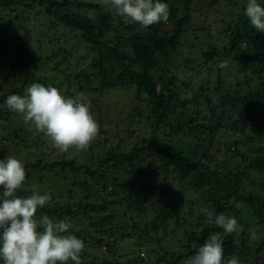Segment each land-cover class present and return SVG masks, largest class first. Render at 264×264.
I'll list each match as a JSON object with an SVG mask.
<instances>
[{
	"label": "trees",
	"instance_id": "trees-1",
	"mask_svg": "<svg viewBox=\"0 0 264 264\" xmlns=\"http://www.w3.org/2000/svg\"><path fill=\"white\" fill-rule=\"evenodd\" d=\"M195 1L161 0L169 6L168 21L141 27L119 15L104 0H0V43L11 44L10 35L22 34L17 35L21 47L10 52L14 56L16 54V58L7 60L10 68L7 72L0 70V125L7 130V136L3 134L0 139L1 154H11L24 163L26 179L16 195L27 197L37 193L38 188L39 192L42 191V183L34 184L33 180L38 172L50 174L55 178L53 184L59 182L62 185L58 192L53 191L54 187H48L50 192L46 193L51 195V201L42 209L38 208L37 216L69 217L74 222L72 234L84 240L86 246L96 244L100 251L105 246L104 263L93 261L91 264H183L210 234L216 232L223 235V246L227 244L233 252L225 256L226 259L236 256L241 264H264L252 257L263 256L264 252V151L255 159H249L247 154L235 148L238 143L230 140L229 144H225L227 158L220 160V146L215 153L209 149L218 145L220 131H230L233 135L242 133L249 139H257L256 133L264 127V121L255 110L264 106V93L259 89L245 95L239 91L231 94L224 88L225 81L221 76L214 91L202 89L191 97L182 98L181 90L173 88L180 79L182 68L176 56L183 53L186 37L193 34L197 41L198 31L208 33L209 30L211 33L205 27L193 29ZM213 4L220 5L219 1ZM229 4L234 9L240 6L234 0H229ZM246 6H242V14L233 21L226 18L220 20L225 32H231L230 38L225 40L224 49L212 45L206 52L199 48V53L205 62L217 60V68L223 72L218 65L231 58L236 51H241L246 61L240 71L245 74L253 71L260 78L264 75V42L261 32L253 28L245 16ZM41 18L43 21H40ZM52 33L60 34L59 38L51 41L45 49L39 47L43 46L41 42L45 36ZM69 44L72 48L84 46L91 51L86 53V57L91 59V67H79V64L78 68L66 66L61 71L66 63L56 59L63 51L55 50L60 46L72 55ZM47 59L57 64L56 69L62 74L54 78L43 74L40 63ZM82 78L85 80L82 81ZM94 78L99 85L90 88ZM32 83L57 87L63 94L76 83L79 90L94 89L101 97L105 90L134 88L139 113L147 116L145 122L151 129L148 144L136 143L125 150L123 139L114 143L113 134L118 129L115 127L117 129L108 131L111 134L109 140L98 139L94 146L89 147L92 156L85 163L68 158L69 151L62 153L57 149L51 153H58L60 159L45 162L44 153L34 163L29 158L31 153H27L32 144L27 126L32 124L26 123L22 114L10 111L5 103L9 95H24ZM238 86L241 84L238 83ZM202 104L207 109L189 116L188 121L178 122L175 119L181 110L198 108ZM201 118L203 123L199 122ZM99 132L107 131L99 126ZM174 134L186 140L174 142L170 139ZM163 135L170 136L164 139ZM207 145L209 148H205ZM191 146L194 147L193 153L188 151ZM198 151L202 153L201 159L192 157ZM256 177L261 181H257ZM251 184L253 189L249 191L247 186ZM112 185L114 190L110 192L107 189ZM257 186L262 190L256 189ZM121 188L133 191L121 196ZM190 192L198 197L193 199L189 196ZM62 195L71 196L77 204H73L70 197L65 202ZM119 204H124L131 213L130 221L127 220V213L116 208ZM204 207L217 214L227 212L228 216L234 217L250 212L253 221L244 225L238 235H224L223 229L207 223L206 215L201 213ZM195 211H199L198 214ZM152 213L156 216L150 220ZM192 214L195 219L188 225V216ZM116 216L122 219L120 237L137 236L131 244L119 242L117 227H109L110 220L116 219ZM137 218L145 222L143 233L139 236L137 232L141 230V224ZM172 222L184 234V239L178 240L179 245L173 249L163 246L159 233L161 229H165V233L171 232L169 227ZM251 227L258 228L262 240L256 242L252 238ZM108 231L111 239L105 238L104 233ZM0 264H3L2 260Z\"/></svg>",
	"mask_w": 264,
	"mask_h": 264
},
{
	"label": "rangeland",
	"instance_id": "rangeland-1",
	"mask_svg": "<svg viewBox=\"0 0 264 264\" xmlns=\"http://www.w3.org/2000/svg\"><path fill=\"white\" fill-rule=\"evenodd\" d=\"M215 1H219L220 5L213 4ZM240 3V6L237 9H234V7L230 6L229 0H196L193 7L195 9L194 13V19L193 22L191 23L193 26V29H201L203 27L210 29L211 33H208L207 31H198V39L197 41L195 40L193 34L186 37L184 40V49L182 50L183 53L180 52V56L176 58L179 59L181 63V72H180V79L176 81L174 84L173 88L174 89H180L182 92V98H187L191 97L194 93H197L200 90H208L211 89L214 91L215 87H218V80L219 76L222 77V79L225 81L224 88L227 89L228 91L231 92V94H235L236 91H239L240 94L245 95L246 93L249 92H256L257 90L261 89V91L264 93V75L258 78L253 71H250L249 74H245L240 71V68L243 63H245L246 59L241 56V51H236L233 56L230 58H226L225 60L228 62V65L226 68L223 69V72H219L217 68V60L211 61V62H205L204 58L201 56L199 53V48L201 51H208L210 47L216 46L219 47L221 46V49H224V45H226V38H230L231 32H225L224 26L221 25L220 20L222 18H226L229 21H233L236 19L238 16L242 14V6L247 5L248 0H234ZM261 5L264 4V0H258ZM100 2V0H98ZM41 16V15H40ZM40 21H43V18L40 19ZM218 21V22H216ZM127 24H125L126 26ZM35 34V33H34ZM19 35V34H17ZM16 34H14V37L10 35V39L12 41L11 44L7 43V45L0 43V70L7 72L8 69L10 68V65L7 63L8 59H13L16 58V54L10 53L11 51H14L13 48H20L21 44L19 41V38L17 37ZM22 34L20 33L19 36ZM60 34L58 33H52L48 36H45V39L41 42L43 46L42 49H45V46L51 45L50 42L53 40H56V38H59ZM262 36V41L264 42V32H261ZM13 39V40H12ZM10 41V42H11ZM202 41V42H201ZM197 43V45H195ZM195 45V46H194ZM63 47H65L62 44ZM198 46V47H197ZM70 49L73 51L72 55H69V53H66L64 48L57 47L55 52L57 51H63L61 53V56L56 59V60H62L66 64L64 67L61 69L65 70L66 66L67 67H72L78 68V65L80 64L82 67L85 66V68L91 67L90 65L92 64L91 59L86 57V53H90L86 47L82 46L77 48H72V45L69 44ZM16 49V50H17ZM46 49H48L46 47ZM64 49V50H63ZM29 50H31V47H29ZM47 51V50H46ZM16 52V51H15ZM10 54V55H9ZM19 54V53H18ZM175 56V55H174ZM63 57V58H62ZM190 61V62H188ZM50 59H47L46 62L40 63L43 70L42 73L50 76V77H56L60 74H62L61 71H58L56 69V65L53 63H50ZM71 62V63H70ZM71 65V66H70ZM209 69H212L213 71H210ZM16 73V71L14 70ZM66 74V72H63V74ZM92 75L94 76V73L92 72ZM74 77L73 75H71ZM85 80L82 78V81ZM97 82V83H96ZM92 84L89 86L90 88H96L98 84V80L96 81L94 78V81L91 82ZM238 83L241 84V86H238ZM67 91L65 92L66 96H70L73 98H80L82 100H87L90 101V111L94 115V119L97 121L98 125L101 126L102 128L106 129L107 132L100 133L98 132L97 137L91 142L90 146H94V142L98 139H101L102 141H107L110 138V133L108 132L109 129H117L115 132L117 135L119 134L120 136L117 137L115 135L114 143L117 144L120 139L124 140V149H130L131 147L134 146V144L138 143L139 145H147L150 139V126L146 124V115L142 116L138 109L139 101L137 98V94L134 88L131 89H125V88H116L112 90H105L103 93V96L101 97L99 93L93 90H85L81 91L79 90V87L77 86L76 83H73L71 86L68 87ZM83 93V96L80 94ZM237 94V93H236ZM207 109V106L202 104L200 107H190V109H184L179 112V114L175 117V119L178 122H183V121H188L189 116H195L199 111ZM256 114L259 116L260 119L264 121V106H259L255 110ZM136 119V120H135ZM174 119V118H173ZM243 119V118H240ZM200 123H203V119L201 118ZM118 124V126H116ZM29 129V136L30 139H32V144L29 147V151L31 155L29 158L31 161L34 163H37V161L42 158L41 154L46 153L44 155L43 160L45 162H55L59 158V154H52L54 148L50 146V141L49 139L41 132H39L34 125L27 126ZM4 125H0V139H2L4 136H7V130ZM250 130V127L249 129ZM262 131V132H261ZM261 131H258L257 134V139H249L248 135L238 133L237 135H233L230 131L224 132L220 131L218 136H217V142L214 147L209 148V145H207L205 148L211 149L213 153L216 152V149L218 146L222 149L220 151V160L226 159V143L229 144V141L232 140L234 142H237L238 144L236 145L235 148L239 149L241 153L247 154V158L249 159H255L261 152L264 151V127L261 128ZM170 135L167 136H162L164 139H168ZM230 137V138H229ZM171 140H174V142H183L186 140V138L178 136L176 134L172 135L170 137ZM229 139V140H228ZM228 141V142H226ZM6 143V141H5ZM89 147L86 150L82 151H76L75 149H70L69 152L67 153L68 158H75L79 159L80 162L85 163L88 160L91 159V152ZM3 148V147H2ZM234 150V147H233ZM71 151V153H70ZM188 151L190 153L194 152V147L191 146L188 148ZM198 151L197 153L193 154L192 157L198 156V159H201V154ZM3 153V151L0 150V156L5 158L6 156ZM64 157V156H63ZM65 158V157H64ZM240 161V160H239ZM60 169V168H59ZM58 173H62L61 170H58ZM42 176V180L41 179ZM257 181H261V178H255ZM34 184L35 182H41L42 183V191L39 192V188L37 189V193L42 194L46 193V191L50 192L48 187H54L53 191L58 192L61 190L59 186H62L60 184H53L52 181L55 180V178H52L50 174H41L40 172L36 173L33 176ZM131 182V181H129ZM137 183H142L141 181H137ZM72 184V183H71ZM132 184H135V179L132 180ZM33 188L36 189L33 185H31ZM70 188L71 185H68ZM247 189L249 191H252L253 187L252 184L247 186ZM256 189H261L259 186H257ZM108 191H113L114 186H110L107 189ZM119 190V189H118ZM179 190V189H177ZM133 190L131 188H121L120 189V194L123 196L124 193H129L132 192ZM184 192V191H182ZM79 194L81 195V191L79 190ZM85 197L84 195H82ZM189 196H191L193 199L198 197L197 195L195 196L194 193L190 192ZM194 196V197H193ZM73 201V204H77L76 199L71 198V196H65L62 195V199L65 200V202L69 201V198ZM80 201V200H78ZM90 201V200H89ZM124 204H119L116 208H119V211L123 213H127V220L130 221L131 218V213L125 208ZM205 208V207H204ZM203 208V209H204ZM123 210V211H122ZM199 212V211H198ZM197 211L195 213L198 214ZM231 213V210L228 211ZM190 212H188L189 214ZM203 213V211H201ZM228 213L226 212L225 215ZM156 214H151L149 219L153 220ZM233 216V215H231ZM116 219L110 220L111 222L109 223V227H117L118 234L120 233V225L122 223V219L120 217H115ZM238 222L244 226L247 225L249 221H253L252 219V214L250 212H245L242 216H236ZM189 221L187 224L189 225L192 223L195 219V216L189 215L188 216ZM140 219L137 218V221H139L140 228L141 230H136L138 233V236L143 233V229L145 228L144 223ZM89 223V222H86ZM171 224V223H170ZM79 227V226H78ZM81 228V227H79ZM170 231L169 233H165V229L160 230V237L163 239V246L164 247H169L171 249L177 247L179 244L178 240L184 239V234L182 230H178L176 228L175 223L172 222V224L169 227ZM168 229V230H169ZM190 229V227L188 228ZM173 232V233H172ZM255 233V239L256 242L259 240H262V235L258 233V228L257 227H251V233ZM100 233V232H99ZM98 233V234H99ZM104 235H106V239H111V233L105 232ZM121 234L117 237L119 242L121 243H126V244H131L132 241L136 240L137 236H133L132 238H123L120 237ZM156 236V234H152V236ZM103 236V234H102ZM98 237H101V234L98 235ZM104 237V236H103ZM258 239V240H257ZM84 241V240H82ZM261 242V241H260ZM96 243V242H95ZM251 243V242H250ZM249 243V244H250ZM86 246V245H85ZM254 247V246H253ZM224 248V255L229 256L230 254H233L232 250L230 247L225 244L223 246ZM103 251L106 250V247L103 246L102 248ZM103 251H100V247L96 246V244L89 245L85 247L84 252L81 254V264H91L93 261H96L97 263H104L105 261V255ZM87 253L88 255H86ZM263 256L257 255L256 257L252 256L255 259H259L262 263L264 262V252H262ZM144 256V255H141ZM148 257V256H147ZM146 257V258H147ZM250 257V259H253ZM261 257V258H259ZM152 260V259H151ZM106 263V262H105ZM68 264H74V262L69 261Z\"/></svg>",
	"mask_w": 264,
	"mask_h": 264
},
{
	"label": "clouds",
	"instance_id": "clouds-1",
	"mask_svg": "<svg viewBox=\"0 0 264 264\" xmlns=\"http://www.w3.org/2000/svg\"><path fill=\"white\" fill-rule=\"evenodd\" d=\"M119 15L148 27L169 19V6L161 0H104ZM245 16L259 32H264V6L248 0ZM228 62L218 67L226 68ZM83 96V93L80 94ZM10 111L23 115L50 141V146L66 153L69 149L86 150L97 137L99 125L90 111V101L66 96L57 87L32 83L24 95H9L5 101ZM24 163L9 154L0 160V260L3 264H81L85 243L72 234L74 222L69 217L56 219L37 216L38 208L51 201L48 193L16 195L24 184ZM209 225L223 229L224 235L239 234L243 226L234 216L202 209ZM255 239V233H252ZM183 264H241L236 256L225 258L223 235L210 234L194 255Z\"/></svg>",
	"mask_w": 264,
	"mask_h": 264
}]
</instances>
